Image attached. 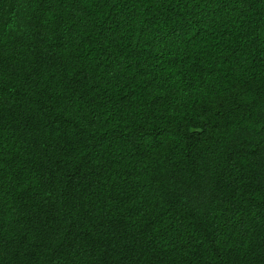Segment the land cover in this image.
I'll return each instance as SVG.
<instances>
[{
	"label": "trees",
	"instance_id": "1",
	"mask_svg": "<svg viewBox=\"0 0 264 264\" xmlns=\"http://www.w3.org/2000/svg\"><path fill=\"white\" fill-rule=\"evenodd\" d=\"M0 264H264V0H0Z\"/></svg>",
	"mask_w": 264,
	"mask_h": 264
}]
</instances>
